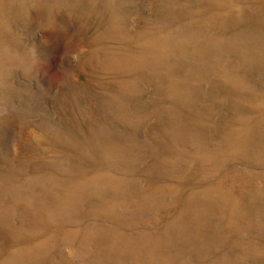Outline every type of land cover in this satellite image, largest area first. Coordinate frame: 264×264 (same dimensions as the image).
<instances>
[{"label":"rangeland","instance_id":"374dc122","mask_svg":"<svg viewBox=\"0 0 264 264\" xmlns=\"http://www.w3.org/2000/svg\"><path fill=\"white\" fill-rule=\"evenodd\" d=\"M0 264H264V0H0Z\"/></svg>","mask_w":264,"mask_h":264},{"label":"clouds","instance_id":"9594fccd","mask_svg":"<svg viewBox=\"0 0 264 264\" xmlns=\"http://www.w3.org/2000/svg\"><path fill=\"white\" fill-rule=\"evenodd\" d=\"M73 59H75V57H73Z\"/></svg>","mask_w":264,"mask_h":264}]
</instances>
